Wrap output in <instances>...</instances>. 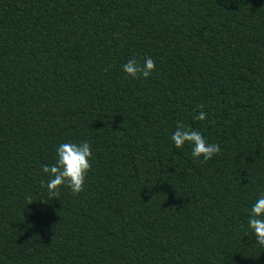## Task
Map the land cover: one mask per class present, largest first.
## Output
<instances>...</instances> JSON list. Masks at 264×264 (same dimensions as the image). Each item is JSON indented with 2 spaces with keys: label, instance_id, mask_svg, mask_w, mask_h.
Listing matches in <instances>:
<instances>
[{
  "label": "trees",
  "instance_id": "1",
  "mask_svg": "<svg viewBox=\"0 0 264 264\" xmlns=\"http://www.w3.org/2000/svg\"><path fill=\"white\" fill-rule=\"evenodd\" d=\"M82 141L84 191L50 199L42 166ZM262 193L264 0H0V264H264Z\"/></svg>",
  "mask_w": 264,
  "mask_h": 264
},
{
  "label": "clouds",
  "instance_id": "2",
  "mask_svg": "<svg viewBox=\"0 0 264 264\" xmlns=\"http://www.w3.org/2000/svg\"><path fill=\"white\" fill-rule=\"evenodd\" d=\"M156 70L155 61L145 58L143 63L137 59H130L123 65V71L133 79H147ZM199 113L194 116L195 120L208 121L215 125V120H208V114L203 111V105H197ZM176 148H181L185 143L192 145V156L196 159L203 157V162H207L215 155L221 153L219 144L208 143L200 131L186 128L184 123L177 122L176 130L171 136ZM57 160L53 165H43L42 171L50 179L47 184L42 180L41 186L47 187L50 199H59L61 187L69 188L74 195H79L84 191L86 176L92 168L94 159L91 144L82 141L79 144L65 142L57 148ZM32 203L29 200L30 204ZM248 226L255 235L256 243L264 246V193L260 194L249 210Z\"/></svg>",
  "mask_w": 264,
  "mask_h": 264
}]
</instances>
